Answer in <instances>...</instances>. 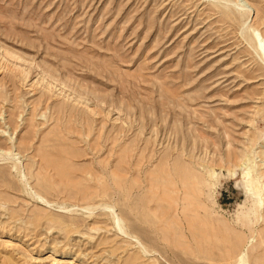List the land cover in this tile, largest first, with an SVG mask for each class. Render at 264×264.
I'll use <instances>...</instances> for the list:
<instances>
[{"label": "rangeland", "instance_id": "rangeland-1", "mask_svg": "<svg viewBox=\"0 0 264 264\" xmlns=\"http://www.w3.org/2000/svg\"><path fill=\"white\" fill-rule=\"evenodd\" d=\"M240 2L0 0V264H264V0Z\"/></svg>", "mask_w": 264, "mask_h": 264}, {"label": "bare ground", "instance_id": "bare-ground-1", "mask_svg": "<svg viewBox=\"0 0 264 264\" xmlns=\"http://www.w3.org/2000/svg\"><path fill=\"white\" fill-rule=\"evenodd\" d=\"M227 3H232V5L238 10V12L241 14V16L243 17V18H247L248 16H249V14H248V12L246 11V9L244 8V6L241 4V2L240 1H242V0H225ZM246 23H247V21H246ZM245 23V24H246ZM263 23V25H264V21L262 22ZM244 24V25H245ZM244 27V26H243ZM247 27V26H246ZM248 28V27H247ZM245 30V28H242V30ZM248 31H250V33H254L253 35H251L252 37V41H254L255 42V45H256V50H257V52L259 53V55L261 56V58L264 60V35H263V33L261 32V30L259 29V27H251L250 26V29L248 30ZM244 32V31H243ZM246 34H247V32H245ZM255 36V37H254ZM253 42V43H254ZM3 46V45H2ZM2 46H0V49L2 50L4 47H2ZM5 54H6V56H8L9 55V58H10V56L11 57H14V59H15V57H17V58H20V56H17L15 53H12V52H10V51H8L7 50V48H5ZM256 52V53H257ZM3 55V54H2ZM4 58H6L4 55H3V57L0 59V71H1V69H3V70H5L6 69V65H8V64H10L9 62L8 63H6V61L4 62V61H2ZM23 58V57H22ZM8 59V58H7ZM11 59V58H10ZM9 59V60H10ZM5 60V59H4ZM27 60V59H26ZM8 61V60H7ZM12 60H10V62H11ZM13 62V61H12ZM27 62V61H26ZM28 63L30 64L31 62L28 60V62H27V65H28ZM16 64H14V66H15ZM30 65H32V63L30 64ZM11 66V65H10ZM13 66V65H12ZM20 66V65H19ZM18 66V67H19ZM21 67V66H20ZM8 68V67H7ZM11 68V67H10ZM15 68V67H14ZM14 68L12 69V70H10L11 72L14 70ZM25 68V67H24ZM27 68V67H26ZM29 68H30V66H29ZM17 69V68H16ZM23 69V68H22ZM18 70L17 69V71H19L18 73H19V79H20V77H21V80H17L16 79V81H20V82H22V81H25L26 82V80L30 77V72H29V69L27 70V69H23V70ZM7 70V69H6ZM9 71V72H10ZM10 72V73H11ZM13 73V72H12ZM12 73H11V77H12ZM15 73V72H14ZM17 73V72H16ZM45 73V72H44ZM15 76H17L16 74H15ZM33 76V75H32ZM14 78V77H13ZM17 78V77H16ZM45 78V77H44ZM15 79V78H14ZM14 81V80H13ZM40 81V80H39ZM38 81V82H39ZM37 82V81H36ZM33 84H35L34 82H33ZM38 84V83H37ZM50 85V84H49ZM78 93V92H77ZM72 94H74V93H72ZM66 95V94H65ZM76 95V94H75ZM78 96V95H77ZM75 97L74 96V99L76 100V101H78V97L79 98H81L80 97V95L78 96V97ZM82 100V99H81ZM87 100V99H86ZM247 160V159H246ZM249 161H250V163H251V160L249 159ZM242 164V163H241ZM252 165H250L249 167L247 166L246 167V165H245V162L243 163V165H245L244 166V168H243V185H244V187H245V190H246V195H247V198L249 199V200H251V202H252V205L253 206H255L256 204H259V205H261V203H263L262 202V197H263V194H262V185H261V183H260V177H257V176H254L252 173H253V170L255 169V167H256V164H254V163H251ZM121 228V227H120ZM123 230V229H122ZM237 246V245H236Z\"/></svg>", "mask_w": 264, "mask_h": 264}]
</instances>
